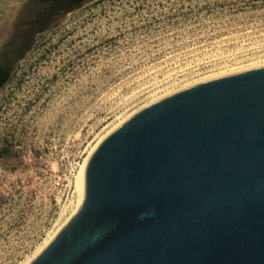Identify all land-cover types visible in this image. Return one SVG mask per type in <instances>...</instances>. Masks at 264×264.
<instances>
[{"label": "rangeland", "instance_id": "rangeland-1", "mask_svg": "<svg viewBox=\"0 0 264 264\" xmlns=\"http://www.w3.org/2000/svg\"><path fill=\"white\" fill-rule=\"evenodd\" d=\"M42 9L0 0V45ZM258 64L264 0L87 1L50 23L0 90V264H22L65 222L80 165L119 121Z\"/></svg>", "mask_w": 264, "mask_h": 264}, {"label": "water", "instance_id": "water-1", "mask_svg": "<svg viewBox=\"0 0 264 264\" xmlns=\"http://www.w3.org/2000/svg\"><path fill=\"white\" fill-rule=\"evenodd\" d=\"M21 45H0L3 66ZM30 264H264V67L175 93L109 135L83 206Z\"/></svg>", "mask_w": 264, "mask_h": 264}, {"label": "bare ground", "instance_id": "bare-ground-1", "mask_svg": "<svg viewBox=\"0 0 264 264\" xmlns=\"http://www.w3.org/2000/svg\"><path fill=\"white\" fill-rule=\"evenodd\" d=\"M264 67V64H258L256 66H251L249 68L246 69H236L233 70L231 72H223V73H218L215 75H211L205 78H202L194 83H191L187 86H184L183 88H181L180 90H176L174 92L171 93H165L159 97H155L153 99L152 102H150L149 104H147L146 106L142 107L140 110L133 112L130 116L126 117L125 119L119 121V123L110 131L108 132L107 136H105L104 138H102L101 140H99V142L91 149V151L89 152L88 156L86 157V159L84 160V162L80 165V169L76 178V201L73 203L72 206V210L69 214V216L67 217V219L65 220V222L60 225L53 233H50L48 235V237L44 240V242L41 244V246L34 252V254L28 258L25 262H23L22 264H30L32 261H34L39 254L49 245V243L58 235V233L72 220V218L74 216L77 215V213L79 212V210L81 209V207L83 206L84 203V172L85 169L87 167V164L89 162V160L91 159L92 155L95 153V151L98 149V147L103 143V141L109 136L111 135L114 131H116L119 127H121L124 123H126L131 117H133L135 114H137L138 112L148 108L149 106L175 94L178 93L180 91H183L185 89L209 82V81H213L216 79H220V78H224V77H228V76H232L235 74H239L242 72H246L249 70H253V69H257V68H262ZM248 69V70H247Z\"/></svg>", "mask_w": 264, "mask_h": 264}, {"label": "flooded vegetation", "instance_id": "flooded-vegetation-1", "mask_svg": "<svg viewBox=\"0 0 264 264\" xmlns=\"http://www.w3.org/2000/svg\"><path fill=\"white\" fill-rule=\"evenodd\" d=\"M87 1H91L92 3L98 0H31L34 6H42L43 9L40 12H36V18L30 21L27 29L21 31L16 29L15 31L14 36H20L22 41V45L19 49V54L21 57L28 51L34 42L35 37L45 31L50 23L59 20L62 14H68L77 8H81ZM56 15L59 19L55 18ZM4 59L6 64L3 66V64L0 62V67L4 70L12 72L13 68L8 64L9 58L5 55Z\"/></svg>", "mask_w": 264, "mask_h": 264}, {"label": "trees", "instance_id": "trees-1", "mask_svg": "<svg viewBox=\"0 0 264 264\" xmlns=\"http://www.w3.org/2000/svg\"><path fill=\"white\" fill-rule=\"evenodd\" d=\"M11 77V72L0 67V90L8 83Z\"/></svg>", "mask_w": 264, "mask_h": 264}]
</instances>
